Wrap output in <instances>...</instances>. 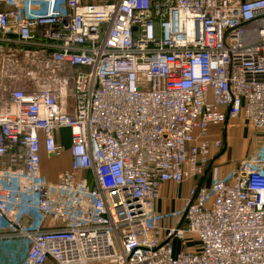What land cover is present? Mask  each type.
Masks as SVG:
<instances>
[{
  "label": "built area",
  "instance_id": "1",
  "mask_svg": "<svg viewBox=\"0 0 264 264\" xmlns=\"http://www.w3.org/2000/svg\"><path fill=\"white\" fill-rule=\"evenodd\" d=\"M237 118L261 145L163 224ZM0 221L23 264H264V0H0Z\"/></svg>",
  "mask_w": 264,
  "mask_h": 264
},
{
  "label": "crops",
  "instance_id": "2",
  "mask_svg": "<svg viewBox=\"0 0 264 264\" xmlns=\"http://www.w3.org/2000/svg\"><path fill=\"white\" fill-rule=\"evenodd\" d=\"M89 2L90 0H82ZM212 132H222V138L229 143L232 149V155L228 156L227 152H221L215 156L211 165L207 168L210 173L183 184L166 183L161 187L160 200L156 204L158 213L163 217V224L176 225L179 222L177 211L183 205L184 200L188 197L189 189L193 185H209L211 179L216 177V171L219 167L222 175L226 174L233 165L232 162L238 160L240 151H246L254 147L255 141L252 138V132H256L253 128L243 119L237 118L230 120L226 127H216ZM55 138L60 143L64 152L56 157L50 156L42 147V174L44 178L50 182H56L61 174L71 169V136L69 129H60L55 131ZM236 153V154H233ZM242 157V156H241ZM240 157V158H241ZM238 158V159H237ZM78 175H84V172H78ZM23 221L26 224L31 223V216L28 214L23 215ZM52 225V220H47L45 227L49 228ZM7 230L6 224L0 221V231ZM177 251L181 250V244L176 243ZM185 248V247H184ZM187 250H194L195 244L186 246ZM28 252V244L24 240H5L0 248V263L1 264H23Z\"/></svg>",
  "mask_w": 264,
  "mask_h": 264
},
{
  "label": "rangeland",
  "instance_id": "3",
  "mask_svg": "<svg viewBox=\"0 0 264 264\" xmlns=\"http://www.w3.org/2000/svg\"><path fill=\"white\" fill-rule=\"evenodd\" d=\"M252 138H254V141H255V144H254V147L253 148H251V149H248V150H246V151H240V153L239 154H241L240 155V157H239V159L238 160H234L233 162H232V164L231 165H234V164H237L241 159H243L246 155H248V154H251V153H253L260 145H261V143L263 142V136L261 135V134H259V133H256V132H252V136H251ZM224 144H225V150L223 151L224 153L225 152H227L228 153V156H231L232 155V149H231V147L229 146V143L226 141V138H225V140H224ZM233 154H236V153H233ZM222 173L220 172V169H219V167L217 168V171H216V174H215V176H219V175H221Z\"/></svg>",
  "mask_w": 264,
  "mask_h": 264
},
{
  "label": "trees",
  "instance_id": "4",
  "mask_svg": "<svg viewBox=\"0 0 264 264\" xmlns=\"http://www.w3.org/2000/svg\"><path fill=\"white\" fill-rule=\"evenodd\" d=\"M207 173H208V174L210 173V169L207 171Z\"/></svg>",
  "mask_w": 264,
  "mask_h": 264
}]
</instances>
